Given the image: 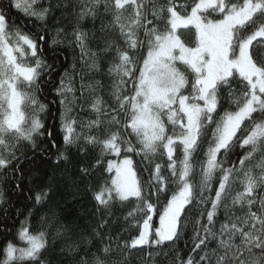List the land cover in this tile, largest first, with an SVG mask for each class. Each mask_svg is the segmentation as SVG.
I'll list each match as a JSON object with an SVG mask.
<instances>
[{
  "label": "snow or ice",
  "instance_id": "6c2138e0",
  "mask_svg": "<svg viewBox=\"0 0 264 264\" xmlns=\"http://www.w3.org/2000/svg\"><path fill=\"white\" fill-rule=\"evenodd\" d=\"M46 46L73 54L52 101L55 164L73 149L93 157L73 183L91 195L95 224L62 222L54 184H34L0 264H49L58 244L64 264H131L134 252L150 264H264V0H0V174L18 190L25 147L45 135L57 147L40 118L57 72Z\"/></svg>",
  "mask_w": 264,
  "mask_h": 264
},
{
  "label": "trees",
  "instance_id": "16d2710c",
  "mask_svg": "<svg viewBox=\"0 0 264 264\" xmlns=\"http://www.w3.org/2000/svg\"><path fill=\"white\" fill-rule=\"evenodd\" d=\"M12 15L13 19H16L18 23L23 22L24 18L20 16L19 13L13 11ZM56 16L60 17L59 11H57ZM55 26L53 21L50 20L48 39H51V37L55 35ZM70 26V24L65 22L66 28ZM44 56L48 59L49 63H55L57 72L53 74L51 81H45L41 86L42 91L39 93V98L42 103L48 105V109L46 112L40 114V118L45 124V128L51 131V140H55L57 147L55 149L51 148L49 142L50 138L47 135L37 140L36 150L27 146L25 147L27 159H25L21 165L25 174V179L20 181L22 190L16 189L15 184L17 181L11 175L4 177L0 174V192L5 196V203L0 205V250H2L7 241L19 243L16 238V233L32 205V201L28 199V196L29 189L32 188L34 184H54L55 195L49 207L55 208L62 222L72 225L77 231H88L95 224V217L93 215L95 209L91 195L83 186H77L79 182H77V184L73 183V178L77 174L78 167L83 163H90L93 157L88 156L87 159H85L84 154L73 149L68 153L70 157L69 163L65 164L61 162L59 166L55 164L58 152L64 151V144L63 132L61 131L60 105L58 102L52 103V101H58L59 99L54 89L59 85V77L64 69L71 70L73 54L71 49L67 47L60 48L57 51L54 48L46 46L44 49ZM97 78L103 79L106 85L109 83L107 78L99 76ZM105 98L108 99L106 95ZM81 116L87 118L88 113L82 112ZM132 158L138 176L141 179H147L149 173L144 171L145 165L141 162V158L137 156H133ZM112 159L115 160L116 158L112 157ZM159 210L158 208L157 211L159 212ZM44 211L48 212L49 209L45 208ZM123 212L124 210L119 208L114 210V232L117 229L122 230L124 223L122 220ZM153 223L154 226H158L157 217L153 218ZM32 224L33 227L38 226V217L35 215ZM124 235L127 236L128 233H124ZM180 247L183 248L182 242ZM145 255L146 252H134L131 258V264H150V258L147 262L138 259V257ZM0 259H2V256H0ZM47 260L49 264H64L63 257L59 250V244L49 248ZM167 260L168 258L163 256V254L156 257L157 264H167Z\"/></svg>",
  "mask_w": 264,
  "mask_h": 264
}]
</instances>
